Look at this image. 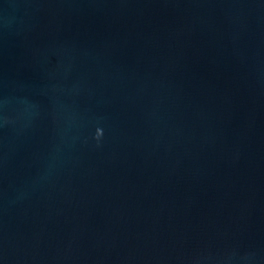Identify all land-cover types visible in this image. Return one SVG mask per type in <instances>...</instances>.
Returning a JSON list of instances; mask_svg holds the SVG:
<instances>
[{
	"label": "water",
	"instance_id": "obj_1",
	"mask_svg": "<svg viewBox=\"0 0 264 264\" xmlns=\"http://www.w3.org/2000/svg\"><path fill=\"white\" fill-rule=\"evenodd\" d=\"M0 264H264V0H0Z\"/></svg>",
	"mask_w": 264,
	"mask_h": 264
}]
</instances>
